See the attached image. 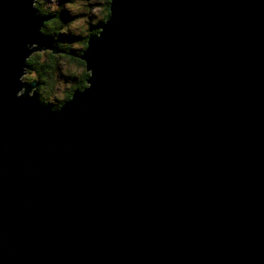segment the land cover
<instances>
[{
	"label": "water",
	"instance_id": "water-1",
	"mask_svg": "<svg viewBox=\"0 0 264 264\" xmlns=\"http://www.w3.org/2000/svg\"><path fill=\"white\" fill-rule=\"evenodd\" d=\"M109 11L51 109L52 16L0 0V264H264V0Z\"/></svg>",
	"mask_w": 264,
	"mask_h": 264
},
{
	"label": "trees",
	"instance_id": "trees-1",
	"mask_svg": "<svg viewBox=\"0 0 264 264\" xmlns=\"http://www.w3.org/2000/svg\"><path fill=\"white\" fill-rule=\"evenodd\" d=\"M63 1H67V4L71 2V0H61L58 5L59 7L58 6L56 8L50 7V9H48L49 7L46 8V5H44L45 3L42 2L41 0H36L35 2L38 11H40L42 14L46 16L48 15L52 16L50 20L44 23L42 30L46 32V34L54 35L56 40V45L58 49L62 52L49 53L47 60L48 62L47 63L43 62V64L42 61L39 60V55L37 53L34 55L32 54L26 61V68L34 71L37 79H39V81L37 80V82H40V84L46 85L47 87L49 85L48 83L49 77L55 76L56 74L54 73V71L57 72V70L60 69L58 65L59 64L58 57L60 55L67 57L70 60V63L75 62L78 67L80 66L83 67L82 75L77 77L79 79H77L74 86L68 91V93L64 97V100L59 101V104L56 103L53 104V106H51L54 109L59 108L65 100H68L71 97L73 89L75 88L83 89L84 87L87 86V79L89 75L86 70L85 63L83 60L79 58V55L81 54L83 49L86 48L88 38L99 32L100 25L108 18L110 13L109 0H103V2L101 1L102 3L101 2L97 3L99 5L97 4L95 5V7L101 6L99 8V11L101 10L99 12L101 13L100 17L99 18L95 17L96 19H98L95 22L92 21L88 22L84 34L80 35V34L72 33L70 31L66 32L67 27H69V25L74 21L72 19L79 17V15L74 17L73 13H71L72 11L69 12L67 7L63 8L64 6H66L65 4H63ZM86 14L87 13H83L81 15H86ZM34 56L35 59L31 63H29V60ZM48 89H50V87ZM40 100L41 102L46 104V102L42 98Z\"/></svg>",
	"mask_w": 264,
	"mask_h": 264
},
{
	"label": "rangeland",
	"instance_id": "rangeland-1",
	"mask_svg": "<svg viewBox=\"0 0 264 264\" xmlns=\"http://www.w3.org/2000/svg\"><path fill=\"white\" fill-rule=\"evenodd\" d=\"M41 1L45 3L44 5H46V8L49 7L48 9H50V7L51 8L52 7L56 8L59 5V2L61 0H41ZM101 1L103 2V0H71V2L68 3V4H67V1H63V4L66 5L63 8L67 7L69 12L72 11L71 13H73L74 17L78 16V15L80 17V18L77 17L75 19H72L74 21H73V23H71L69 25V27H67L66 32L70 31L72 33H76V34H80V35L84 34L88 22H91V21L95 22L96 20H98L96 18L100 17L101 13H99V12L101 10L99 11V8L101 6L95 7V5L97 3H100ZM35 2H36V0H35ZM97 5H99V4H97ZM35 6H36V4H35ZM39 13L41 15H44L40 11H39ZM83 13H87V14L86 15H81ZM36 53L37 54L43 53V56L39 55V60L42 61V64H43V62H45V63L48 62L47 61L48 60V55H49V53H53V52L51 50L42 49V50H37V51L33 52L32 54L34 55ZM58 58H59L58 59V61H59L58 65H59L60 69L57 70V72L54 71V73L56 74L55 76H50L49 77V80H48L49 85H48V87L46 85L40 84V82H37V80L39 81V79H37V78L34 79V80L23 81V82H26V83H28V82L31 83V82L36 80L37 83H36V85L34 87V91H36L37 94H39V95H37L38 99L40 100L42 98L46 102V105L48 107H50L51 109H54V108L51 107V106H53V104H56V103L59 104V101H63L64 100V97L66 96L68 91L74 86V84L76 83L77 79H79L77 77L82 75V69H83L82 66L78 67L75 62L74 63H70V60L67 57L63 56V55H60ZM26 70L29 71V72H33L34 73L33 70H30V69H27V68H26ZM87 72H88V75H89L90 74L89 71H87ZM45 86H46V89H45ZM49 87H50V89H48ZM74 90H76V88L73 89L72 94H73ZM49 92H52V93H49ZM19 93H21V92H19ZM66 101L67 100H65L62 103V105Z\"/></svg>",
	"mask_w": 264,
	"mask_h": 264
},
{
	"label": "clouds",
	"instance_id": "clouds-1",
	"mask_svg": "<svg viewBox=\"0 0 264 264\" xmlns=\"http://www.w3.org/2000/svg\"><path fill=\"white\" fill-rule=\"evenodd\" d=\"M40 56H43V53H40L38 54ZM35 59V56L32 57L30 60H29V63H31L33 60ZM36 74L33 73V72H29L27 71L26 69H22L21 71V74L18 76V80L20 81H26V80H34L36 79ZM43 78V77H42ZM20 93H17V95H19Z\"/></svg>",
	"mask_w": 264,
	"mask_h": 264
}]
</instances>
